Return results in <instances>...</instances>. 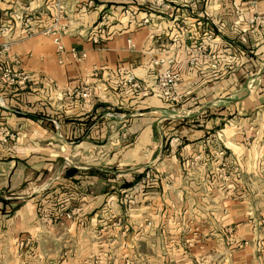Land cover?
<instances>
[{"label":"crops","instance_id":"obj_1","mask_svg":"<svg viewBox=\"0 0 264 264\" xmlns=\"http://www.w3.org/2000/svg\"><path fill=\"white\" fill-rule=\"evenodd\" d=\"M64 2L61 64L43 32L54 0H0V43L15 40L10 60L31 77L5 84L0 57V197L21 204L0 201V264H117L121 244L142 264H264V26L246 24L249 0ZM204 43L216 67L190 64ZM150 58L173 60L180 103L163 100Z\"/></svg>","mask_w":264,"mask_h":264},{"label":"built area","instance_id":"obj_2","mask_svg":"<svg viewBox=\"0 0 264 264\" xmlns=\"http://www.w3.org/2000/svg\"><path fill=\"white\" fill-rule=\"evenodd\" d=\"M186 2H193L194 0H185ZM250 6L253 9V13L246 21V24L250 27L264 26V15L260 14L258 11V0H249ZM65 2L64 0H54L55 15L54 20L51 26L43 30L44 33L52 36L54 44L56 46V55L58 57L59 63H63L64 55L66 54V48L63 44L62 38L69 31L66 23L63 22L65 17ZM126 17L130 22L135 21V14L131 8H127L124 11ZM23 32L24 36L30 37L36 32L35 28V17L32 14L22 15ZM147 21V20H146ZM9 31L8 27H2L0 29L1 33L6 34ZM213 34H207V39H213ZM97 41V40H96ZM15 40H4L0 43V57L8 58L9 61H6L2 66L1 77L5 84L11 86L15 84H26L30 80V75L25 74L19 68V61L16 58L10 60V52L12 45ZM131 43V41H129ZM207 49V43H204L191 51L189 62L194 66H205L210 65L211 67H216L218 58L212 54H204ZM227 52L228 58H232L231 48L225 49ZM72 58L75 62L82 64L87 58V52L84 50L72 49L70 51ZM173 60H165L164 58H150L149 63L156 66H161V71L158 74V88L162 94L163 100L167 103H180L184 96L190 93V90L186 91L185 94H182L178 91L180 86V76L178 73L174 72L170 67V64ZM229 67L232 64L227 61ZM120 74L124 77V83L126 85H131L133 88L142 89L143 95L150 94V89L148 86L142 87V84L137 80L134 72L132 70H126L125 68H120ZM78 95L86 101H90L93 96L92 88L85 86L84 88L78 91ZM125 137V134L123 135ZM153 180V176L150 172H147L142 178L143 183H149ZM72 211L66 214L67 217H72ZM121 221V220H120ZM119 224V222H118ZM148 225L151 226V222H148ZM189 241V240H188ZM196 264H203L197 262Z\"/></svg>","mask_w":264,"mask_h":264},{"label":"rangeland","instance_id":"obj_3","mask_svg":"<svg viewBox=\"0 0 264 264\" xmlns=\"http://www.w3.org/2000/svg\"><path fill=\"white\" fill-rule=\"evenodd\" d=\"M10 134H12V133L10 132ZM229 191H230V195H233L236 193V190L231 189V188L229 189ZM45 193H46L45 190L40 191L39 196L36 198L45 199V197H44V195H46ZM47 208H49L47 206V202L46 203L42 202L38 206L39 212H46ZM115 221L117 222V224L119 222L120 226H123V227L125 226L124 225L125 222H124L123 218H118ZM130 239H131V237L129 238L128 242L131 244L132 242L130 241ZM133 241H135V239ZM131 248L132 247L127 248V247H125V245L121 244V248H120L119 253H118L119 259L117 260V264H142L140 261V256H139L140 248H138L137 250L135 249V247H133L132 249ZM125 249H127V251Z\"/></svg>","mask_w":264,"mask_h":264},{"label":"trees","instance_id":"obj_4","mask_svg":"<svg viewBox=\"0 0 264 264\" xmlns=\"http://www.w3.org/2000/svg\"><path fill=\"white\" fill-rule=\"evenodd\" d=\"M0 201L3 203L2 211L5 212V211L8 210V213H13L21 205L20 203H17L15 205H12L13 203H15V200H8V199H4L2 197H0ZM6 206H9V207L7 208Z\"/></svg>","mask_w":264,"mask_h":264}]
</instances>
